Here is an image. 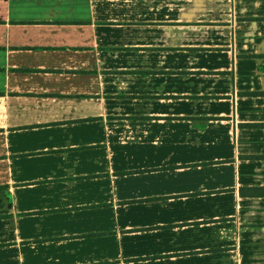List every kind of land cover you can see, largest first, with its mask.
<instances>
[{"label": "crops", "instance_id": "1", "mask_svg": "<svg viewBox=\"0 0 264 264\" xmlns=\"http://www.w3.org/2000/svg\"><path fill=\"white\" fill-rule=\"evenodd\" d=\"M0 264H264V0H0Z\"/></svg>", "mask_w": 264, "mask_h": 264}]
</instances>
